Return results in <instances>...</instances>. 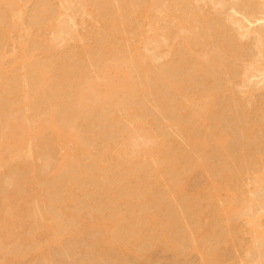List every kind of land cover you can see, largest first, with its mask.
Listing matches in <instances>:
<instances>
[{
	"label": "rangeland",
	"instance_id": "rangeland-1",
	"mask_svg": "<svg viewBox=\"0 0 264 264\" xmlns=\"http://www.w3.org/2000/svg\"><path fill=\"white\" fill-rule=\"evenodd\" d=\"M110 1V11L120 15L111 47L120 48V59L133 74L143 114L132 110L138 121L133 123L127 109L116 103L109 107L118 124L128 129L140 124L147 130L146 139L153 137L156 142L130 171L118 166L120 173L108 165L116 164L110 154L121 145V132L112 124L91 125L88 112L77 116L64 106L65 90L72 89L76 78L87 82L113 62V55H104L98 47L105 33L104 19L92 1L15 0L11 12L0 7L6 12L0 15V134L7 131L9 120L31 125L50 112L57 124L72 132L59 141L50 130L38 142L25 140L18 149L1 143L0 264H253L257 242L250 216L258 218L257 228L264 232V205L257 201L264 198V77L258 71L264 64V37L259 40L258 35L264 32V21L248 23L244 0H131L133 5L126 8H118V0ZM258 1L264 15V0ZM41 5L45 11L41 12ZM83 45L89 51L81 50ZM60 50L69 54L62 60L71 70L67 80H61ZM52 53L56 65L47 70L53 79L37 88L30 80L32 70ZM143 57L144 61L139 59ZM164 78L174 83L175 90L163 92L187 101V106L181 109L170 98L159 102L150 93L165 89L159 82ZM62 85L61 98H56ZM23 86L29 106L18 107ZM200 94L214 96L211 107L218 124L212 126L210 116L203 124V112L194 120L201 127L189 124L199 108L195 99L201 100ZM252 124L257 127L250 144L253 149L260 145L241 159L245 127ZM213 130L230 135L228 146L209 150L210 168L190 169L189 160L204 156L191 149L187 134ZM150 144L147 140L146 146ZM62 158L68 161L58 168ZM148 164L153 168L154 191L147 190V201L139 196L144 189L140 192L139 186L145 181L143 166ZM80 166L84 175L72 176L74 170L80 175ZM157 166H163L160 175L154 173ZM126 173L128 180L121 185L119 174ZM102 177L116 185L112 196L100 191ZM60 185L64 190L58 199ZM175 187L181 188L174 192ZM91 188L92 195H86ZM222 207H228V219L219 213ZM45 213L51 218L46 219ZM95 214L107 220L106 227L96 226ZM153 214L157 218L151 222ZM136 216L153 224L151 239L157 243L132 242ZM163 231L171 234L176 247L161 240ZM55 236L59 238L53 240ZM107 236L117 245L109 247ZM258 245L264 254V242Z\"/></svg>",
	"mask_w": 264,
	"mask_h": 264
},
{
	"label": "bare ground",
	"instance_id": "bare-ground-1",
	"mask_svg": "<svg viewBox=\"0 0 264 264\" xmlns=\"http://www.w3.org/2000/svg\"><path fill=\"white\" fill-rule=\"evenodd\" d=\"M94 6L96 7L98 14L100 15L101 19H104V31L103 36L101 37V40L98 44V47L101 50V53L104 55H107L108 53L113 55V62L108 64H105L102 66V70L100 71L99 75L88 80L87 82L83 81L81 77H78L75 79V85L72 87L70 91L65 90L66 92V100L64 103L65 106V111L67 113L75 114L77 116H80L84 113L88 112V120L87 122L90 123L91 125H101L103 127H107L109 124H112L114 126L115 131H120L121 132V140L119 141V148L113 153L110 154V157H112L115 161L116 164H111L108 165V168L114 169V173H120L118 166H121L123 169H126L130 171L138 162L141 160L144 161L145 157L147 155L148 151H151L153 147L156 145V142L154 141L155 138L150 137L146 139L147 135V130L141 126L140 124L134 125L131 128H127L124 125L118 124L120 121L116 120L114 118L115 114L113 111L110 110V103H116L118 106L121 108L127 109L126 114L127 116L130 117V120L133 121V123L138 122L135 120V113L132 115V110L133 112L139 111V113L143 114V109L142 106L139 103V98L140 93L136 89L137 87L135 86L133 82V74L130 72V70L125 66L127 65L126 61L120 57L122 54H119L121 52L119 47H116V44H114L112 47V38L115 36L116 32L120 29L118 25V16L117 14L114 13V11H110L113 8V4L111 3L110 0H91ZM149 0H145V2H148ZM175 1V0H174ZM127 4L133 5L131 0H118L117 5L118 8H126ZM5 6L7 10L10 12L14 5H16L15 0H5V4H3V0H0V7ZM242 7H244L245 13L247 14L245 18H247V21L249 24H253L256 22L264 21V15L263 14V7H262V2L256 0L254 2H249L247 0L242 1ZM41 12L46 10L45 5L40 6ZM139 9V8H138ZM140 10V9H139ZM0 15L5 16L4 11H0ZM38 11L34 12V15H37ZM101 13L104 14L101 15ZM264 32L259 31V40H262L264 37ZM261 46L262 45V42ZM55 45L51 44L49 45V48L53 49ZM116 47V48H115ZM89 47H83L81 50L89 51L87 50ZM113 51V52H112ZM119 54V55H118ZM69 54L67 52L59 51V59L58 63L62 64V70L60 71L61 75V80H67L69 77V71L70 69H66V63H64L62 60L68 58ZM142 61L145 60V58H139ZM120 63V64H117ZM122 64V65H121ZM56 65V60H55V55L52 53L47 59L42 61L39 66L35 67L33 71V76L31 77V81L33 83L36 82L37 88H41L45 85H47L53 78V73L50 70H47L48 68H54ZM2 69V67L0 66ZM56 72L57 73H59ZM67 71V72H66ZM160 72V70L158 69ZM259 74L264 77V64L262 65L261 68L258 69ZM35 73V74H34ZM82 76H85L84 74ZM159 82L163 83L165 85L164 90H160L156 88L155 90L150 91L151 94L156 95L157 99L159 102H163L170 97H168L163 91H167L169 93H173L174 89V83L168 79L164 78L162 80H159ZM65 87L59 86L57 88V94L55 95L56 98L60 97V93L64 91ZM20 93H22V100L20 103V100H17V106L18 107H23L24 106H29V103L27 102V87L23 86L21 88ZM122 93H127L126 96H122L120 94ZM202 95V99L200 100V97L196 98L195 101L196 103H199V108L194 112V116L191 117V122L189 123L192 126H196L194 123V120L198 121V114L203 116V124L206 122V119L208 116H210L209 120L212 126L216 125L219 123V119L217 115H214L215 109L211 107V103L213 101L214 96L210 94H200ZM61 98V97H60ZM176 96L173 94L172 97L170 98L171 103L174 102V104L177 103V106L180 107L181 109L184 108L185 106L188 105L187 101H179L175 99ZM62 100V99H60ZM13 110V107H11ZM201 111V112H199ZM48 117L42 118L39 120L38 123L36 124H31V125H23L20 124L17 120H9L7 121V131L4 133L2 132L0 134V145L1 143L7 142V149H18L20 148L24 143L25 140L32 141V140H37L39 141V136L50 132L54 133L53 136L56 137V140L61 139L62 136H68L71 134V130H68L67 128H64L62 125L57 124L56 119L54 117V112H50ZM19 118V117H18ZM134 119V120H133ZM47 121V122H45ZM208 121V120H207ZM85 123L86 125H89L88 123ZM251 123V121H249ZM199 124V123H197ZM200 125V124H199ZM180 128H182V125H179ZM196 127H201V126H196ZM257 127L256 124H252L250 127H245V134L247 136V141L242 142L240 144V153L242 155L241 159L248 158L250 155V150H257L256 147L260 145V142L254 144V149L253 146H251V141L252 135H254V129ZM105 128L102 130L103 133L106 132ZM244 127L240 126V130H243ZM135 132V133H134ZM134 133V135H132ZM150 142V145L146 146V141ZM230 140V135L225 134V133H217L215 130L212 132L205 134V133H189L187 134V141L191 147V149L196 148V150H199L202 152L204 159L203 160H189V167L190 169H194L200 166H203L205 168H210L211 162L208 161V156H209V150L215 149L219 151L225 150V148L228 146ZM254 142V141H253ZM252 142V143H253ZM88 150V149H87ZM258 152V151H257ZM179 156V155H178ZM105 156L103 155L100 160H104ZM139 160V161H138ZM250 160V159H249ZM68 159L62 158L60 161V164L58 166L61 167L64 165ZM100 163V161H99ZM104 166V164H101ZM167 167L166 165H164ZM144 167V178L145 181L140 184V192H141V187L144 186V189L142 192L139 194L142 197L146 198V200H150L147 190L150 189V191H154V188L152 187V184L154 183V180L152 179V172L153 168H151L148 165L143 166ZM163 166H157L154 167V173L156 172L158 175H160V171L162 170ZM81 168L80 175L78 176V173L76 170L71 171L72 176H77L78 178H81L82 175L85 173V169L83 167ZM118 169V170H117ZM72 170V169H71ZM121 177V185L126 184L128 180V174H119ZM105 180V183L100 186V191H103L105 195L112 196L114 194V190L116 185L114 183H110L107 178H103ZM75 184L78 185V182L75 181ZM91 183L93 181L91 180ZM52 191L54 190V186L52 187ZM181 187H175L174 192H178ZM64 190V186L60 185L58 189V194L57 197H61V193ZM67 191H70V188L67 187ZM94 191V188H91L86 191V195H92V192ZM133 193V190H132ZM57 199V200H58ZM258 202L260 201L261 205H264V198H261V200H257ZM48 202V201H47ZM189 206H191L192 202L188 203ZM56 208H58V205H55ZM263 207V206H262ZM224 212L225 215L227 216V219L229 218L228 215V207H222L219 210V213ZM112 212H115V210H112ZM116 213H113L112 215H115ZM46 219H50L51 217L47 215L46 213L44 214ZM74 215V214H72ZM117 217H121L120 215L116 214ZM96 218V226H99V228L106 227V222L107 220L100 218L99 214H95ZM157 216L155 214L151 215L149 217L150 221L152 222L155 220ZM77 220L84 221V216L82 215H77ZM111 220V219H109ZM249 220L252 224L251 230L254 233V240L257 242L256 244L253 245V250L256 253V257L253 260V264H264V254L262 252L261 247L258 245L261 242H264V232L260 231L257 228V223H258V218L255 216H250ZM148 218H142L141 216H136L133 218L132 224L133 227L131 228V240H134L132 242H137L143 240L145 244L148 246L157 243V241L152 240V234H153V224H149L150 222ZM142 223L145 224V227H142ZM54 227L56 228V224H54ZM168 231H163L161 233V240L164 242H169L173 247H176V242L175 240H170L171 234L167 233ZM58 236L53 237V240L58 239ZM1 239V238H0ZM107 241H108V246L109 247H114L117 245V240H114V242L111 241V237L107 236ZM250 251V250H249Z\"/></svg>",
	"mask_w": 264,
	"mask_h": 264
}]
</instances>
